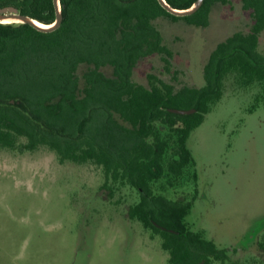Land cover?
<instances>
[{"label": "trees", "instance_id": "obj_1", "mask_svg": "<svg viewBox=\"0 0 264 264\" xmlns=\"http://www.w3.org/2000/svg\"><path fill=\"white\" fill-rule=\"evenodd\" d=\"M195 1L166 0L177 9ZM219 2L230 0H205L194 14L176 16L158 0H60L63 21L54 31L0 22V148L47 147L60 163L101 167L102 188L111 194L124 186L134 189L139 198L129 217L162 236L170 264H240L186 222L198 194L188 139L221 100L228 79L257 89L251 110L264 103V53L259 51L264 0H242L252 13L251 28L217 45L204 66L202 87L177 88L154 74L146 86L132 76L138 62L154 53L168 69L171 65L173 54L155 19L206 26ZM8 5L44 24L56 20L53 0H0V8ZM160 181L164 189L192 184L193 199L157 192Z\"/></svg>", "mask_w": 264, "mask_h": 264}, {"label": "rangeland", "instance_id": "obj_2", "mask_svg": "<svg viewBox=\"0 0 264 264\" xmlns=\"http://www.w3.org/2000/svg\"><path fill=\"white\" fill-rule=\"evenodd\" d=\"M252 23L242 0L214 4L206 26L158 17L171 65L154 53L138 62L132 78L149 86L154 74L177 88L202 87L217 45ZM256 90L226 80L221 100L188 139L198 194L186 222L240 264H264V103L251 110ZM104 182L101 167L60 163L47 147L0 148V264H170L162 236L129 217L139 194L129 186L111 194ZM163 187L160 181L155 190L193 199L192 184Z\"/></svg>", "mask_w": 264, "mask_h": 264}, {"label": "water", "instance_id": "obj_3", "mask_svg": "<svg viewBox=\"0 0 264 264\" xmlns=\"http://www.w3.org/2000/svg\"><path fill=\"white\" fill-rule=\"evenodd\" d=\"M53 1L56 7L57 15H56V20L52 24H44L28 15H24L20 13L18 8L13 5H8L0 8V22L3 23L23 22V23L31 24L37 29L44 32L54 31L61 25L63 21V15L61 11L60 0H53ZM158 1L163 6V8L166 9L169 13L176 16H188L198 11V9L203 5L205 0H196L194 4L187 9L173 8L170 4L166 2V0H158ZM172 110L180 114H189L195 111V109H172Z\"/></svg>", "mask_w": 264, "mask_h": 264}, {"label": "bare ground", "instance_id": "obj_4", "mask_svg": "<svg viewBox=\"0 0 264 264\" xmlns=\"http://www.w3.org/2000/svg\"><path fill=\"white\" fill-rule=\"evenodd\" d=\"M7 21V20H6Z\"/></svg>", "mask_w": 264, "mask_h": 264}]
</instances>
